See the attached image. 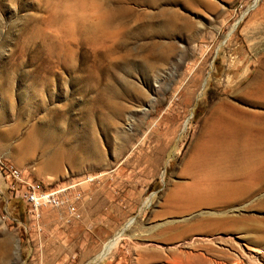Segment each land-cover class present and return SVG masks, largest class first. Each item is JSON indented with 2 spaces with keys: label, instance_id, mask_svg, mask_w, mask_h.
<instances>
[{
  "label": "rangeland",
  "instance_id": "374dc122",
  "mask_svg": "<svg viewBox=\"0 0 264 264\" xmlns=\"http://www.w3.org/2000/svg\"><path fill=\"white\" fill-rule=\"evenodd\" d=\"M254 2L0 0V161L50 186L92 180L87 228L56 211L35 223L0 179V264H264V173L184 202L212 129L229 143L218 114L264 117ZM258 143L240 138L237 160L263 170Z\"/></svg>",
  "mask_w": 264,
  "mask_h": 264
},
{
  "label": "bare ground",
  "instance_id": "6f19581e",
  "mask_svg": "<svg viewBox=\"0 0 264 264\" xmlns=\"http://www.w3.org/2000/svg\"><path fill=\"white\" fill-rule=\"evenodd\" d=\"M257 2L259 0H255L254 3L256 4ZM256 93L258 96L261 95L259 103L264 104V86L257 88ZM216 121H218L219 128L225 129L222 137H229V143L224 140L218 142L219 138L213 137L217 132V128L214 127L212 129V132H210L212 141L206 148L207 154H211L210 161L207 164H198L201 165L199 168L193 165V169L198 171V173H202L205 178L200 179L196 183V186L187 188V193L184 195L185 206L188 210L201 207L211 201L217 202L220 198H223L222 196L227 193L224 189L226 186L223 185V180L233 181L235 179H242L247 181L248 175L258 172L264 173V169L261 170V164L258 165L255 160H252V155H247L245 161L240 162V160H237L239 159L237 146L240 138L247 143L254 141L255 143L260 142L264 145V127L256 126L258 123L264 125V117L253 115L251 118H248L244 113L236 114L232 110L229 113L222 112L218 114ZM199 155H203V151L198 154V157ZM246 186L251 187L249 184ZM121 235L117 236L113 240L114 242L106 245L104 252L97 257L98 260H102L107 256V252L112 248L114 243L119 241Z\"/></svg>",
  "mask_w": 264,
  "mask_h": 264
},
{
  "label": "built area",
  "instance_id": "2783aa9c",
  "mask_svg": "<svg viewBox=\"0 0 264 264\" xmlns=\"http://www.w3.org/2000/svg\"><path fill=\"white\" fill-rule=\"evenodd\" d=\"M0 179L13 197L26 204L28 213L35 223H39L46 211L65 214L68 222L81 220L80 202L83 200L81 186L92 182L87 178L59 182L50 186L41 181L27 179L19 168L2 161Z\"/></svg>",
  "mask_w": 264,
  "mask_h": 264
},
{
  "label": "crops",
  "instance_id": "0c3cea01",
  "mask_svg": "<svg viewBox=\"0 0 264 264\" xmlns=\"http://www.w3.org/2000/svg\"><path fill=\"white\" fill-rule=\"evenodd\" d=\"M84 186H85V185L81 186V191H82V192H84ZM81 204H82V201L80 202V209H81ZM80 211H81V213H82V210H80ZM82 216H83V213H82ZM81 222H82V226H81V227H83V226H84V227H87V228H91V227H92L90 223H87V221H85V220H83V219H82ZM84 229H85V228H84Z\"/></svg>",
  "mask_w": 264,
  "mask_h": 264
}]
</instances>
